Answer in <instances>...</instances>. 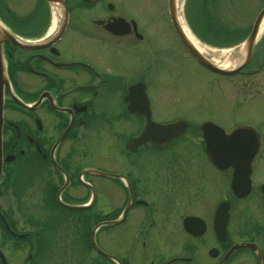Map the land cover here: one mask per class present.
<instances>
[{"label":"flooded vegetation","instance_id":"flooded-vegetation-1","mask_svg":"<svg viewBox=\"0 0 264 264\" xmlns=\"http://www.w3.org/2000/svg\"><path fill=\"white\" fill-rule=\"evenodd\" d=\"M21 1L0 0V18L19 39L4 42L3 50L7 81L0 264H264V209L233 210L236 200L264 201V179L254 178L264 162V147L253 163L248 194L236 197L229 187L231 196L222 198L229 201V215L225 234L220 236L214 228L215 207L209 216L189 208L193 196L182 204V185L170 182L173 177L182 179V174L169 173V163L163 172L161 162H156L164 156L169 160V141L150 138L129 153L135 155L134 161L129 160L130 169L114 172L126 175L127 183L120 177L84 171L90 167L107 171L91 162L93 152L97 155L93 160L125 165L126 140L139 134L146 122L145 116L128 110L125 95L131 84H144L151 119L169 122L155 118L151 94L157 86V41L165 40L169 31L167 0H143L141 17L125 0H63L64 9L57 18L47 0H32L31 5L27 0L28 9L19 13L16 7ZM235 1L241 7L231 4L227 11L239 15L251 10L243 0ZM258 1L255 16L264 5V0ZM246 16L245 24L244 18L236 17L219 22L248 27L255 16L252 21L251 15ZM53 17L55 27L58 24L56 38L40 42L37 49L25 47L49 35ZM105 48L111 50V62ZM262 55L264 35L253 46L244 70L253 69V62ZM262 133L263 129L258 131V139ZM109 146L117 148L112 152L117 160L111 163ZM206 163L231 174L229 168L222 171ZM110 179L122 192L112 196L118 200L111 203L104 191ZM178 210L184 213L177 216ZM184 216L199 217L190 231L183 227ZM174 234L181 238L172 245L169 236ZM238 243L246 244L226 256Z\"/></svg>","mask_w":264,"mask_h":264},{"label":"rangeland","instance_id":"rangeland-1","mask_svg":"<svg viewBox=\"0 0 264 264\" xmlns=\"http://www.w3.org/2000/svg\"><path fill=\"white\" fill-rule=\"evenodd\" d=\"M234 1L218 0V3L215 1L214 7L216 6L217 9H222L221 14L218 13L219 18L222 19L224 16L225 18L236 17L238 20L244 18L242 24H245L247 22L246 13L251 15L250 21H252L261 5V2H257V0H254L253 3L251 0H243L244 4L247 3V7L251 9L250 11H242L239 15L236 12H231V10L226 12L231 4L237 8L241 7L240 5L242 4L240 2ZM125 2L127 7H133L137 16H142L140 7L145 4L143 0H125ZM185 2L187 4V0ZM31 3L32 0L29 5ZM219 3L221 4L219 5ZM186 4L184 5L183 0L179 7L181 14H184V16L187 14ZM28 7L27 0H23L16 7V10L19 13H23ZM231 27L244 28L238 25ZM157 45L159 49L156 55L159 65L155 73L157 74V86L151 90L154 98L153 110L156 114L155 118L159 120L165 118L173 119L174 114L185 115L189 119L197 118L196 120H198V118H204V120L219 122L228 129L234 128L238 124H244L264 130V67L257 75L249 78L216 75L198 65L184 51L180 42L172 32L170 24L169 31H167V38L165 40H158ZM105 55L108 57V62H111V50L109 48H105ZM110 71L114 72L115 70ZM125 130V135H128L130 130L127 124ZM116 138L119 140L117 141L118 143L123 142L122 139ZM200 140L199 134L195 132V128L191 127L190 131L183 138H180L176 145H169V160H166L167 157L164 156V159L158 158L159 161L156 162H161L159 163V167L163 172L164 168H166L165 165L169 163V173L182 174V179L180 177L170 179L173 186L179 187V185H182L180 189L181 203H188V196H193L191 199L193 202L189 203V208L195 211H202L205 214L209 213L210 216L216 201L231 196L229 190L230 170L218 172L208 166L204 157L201 155L202 152L199 150ZM116 150V147L113 149L110 147V150H108V152H111L109 154V163H111L110 161L117 160L116 156L112 154ZM96 156L93 152L91 162L105 167L107 171L103 172L113 171L112 173L127 171V169H130L128 164L129 160L134 161L135 159V155H125V165L119 161H117L119 164L114 163L108 165L101 159L93 160ZM86 169L92 170V167ZM88 170L84 171L90 174H98ZM254 178L255 180L257 178L264 179V162H261L257 167ZM108 181L110 185H108V189L104 188V191H107L111 196L109 199L110 203L111 201L116 202L115 200L118 199L112 196L122 194V192L119 188L115 187L116 183L112 179ZM184 181H188V183ZM212 204L214 205L211 206ZM246 208L253 211L264 209V201L258 202L257 199L252 197L236 200L233 210L238 211ZM177 213L175 214L179 216L184 211L178 210ZM175 229L177 228L175 227ZM180 238V234L169 236V241H172L169 244H176ZM209 244L212 243L210 242Z\"/></svg>","mask_w":264,"mask_h":264},{"label":"water","instance_id":"water-1","mask_svg":"<svg viewBox=\"0 0 264 264\" xmlns=\"http://www.w3.org/2000/svg\"><path fill=\"white\" fill-rule=\"evenodd\" d=\"M51 4H61L64 7L63 0H48ZM169 5V16L173 28L186 47V49L204 66L212 69L213 71L220 72L222 74H231L237 70L231 68L225 69L220 68L216 63L212 62L205 54L201 53L189 35L185 32L182 22L180 20V12L177 6V0H168ZM264 17V6L261 8L257 14L250 33L248 34L246 40L242 44L241 49V62L236 66L238 69L244 65L251 54L253 44L256 40L257 33L259 31L262 19ZM5 40H12L11 34L3 28L0 23V146H1V125H2V105H3V85L6 81L5 70L3 66V42ZM14 40V39H13ZM240 53L233 52L231 57H238ZM142 87V86H141ZM128 102V109L132 112H139L147 116V122H149L143 132L133 138H130L126 146L129 149H134L140 143L146 141L150 134H157V139L160 141H165L167 139L175 138L179 136L187 127V122L184 120H177L174 122H169L167 124H159L150 121V112L148 108L147 99H144V87L140 88L137 84H132L129 86L128 92L125 96ZM141 104H140V103ZM204 132V138L206 140V151L209 159L220 168H224L228 165L236 167L234 172V177L232 179V187L238 195H243L249 189V179L247 178L249 168V163L252 159L253 154L257 149L256 137L251 135L249 129L245 126H239L232 130L231 132H225L221 126L213 122H203L201 124ZM0 169H1V159H0ZM93 173H98L106 175L109 177L118 176L113 173L97 171L92 168ZM245 172V173H244ZM264 190V184H263ZM227 203L223 202L219 205L215 216V226L218 229L223 230L227 219ZM232 250V249H231Z\"/></svg>","mask_w":264,"mask_h":264},{"label":"trees","instance_id":"trees-1","mask_svg":"<svg viewBox=\"0 0 264 264\" xmlns=\"http://www.w3.org/2000/svg\"><path fill=\"white\" fill-rule=\"evenodd\" d=\"M193 12L191 15L197 19L199 31L209 36V43L213 45L232 44L243 37L245 33L241 28L221 25L217 19L216 9L211 5V0H202V3L192 2ZM213 37V38H212ZM202 39H207L205 36ZM207 39V40H208ZM214 39H216L214 41Z\"/></svg>","mask_w":264,"mask_h":264},{"label":"bare ground","instance_id":"bare-ground-1","mask_svg":"<svg viewBox=\"0 0 264 264\" xmlns=\"http://www.w3.org/2000/svg\"><path fill=\"white\" fill-rule=\"evenodd\" d=\"M183 0H177V5L180 7V3H182ZM53 12H55L56 15H58L61 11L58 7L54 6L53 7ZM180 12V10H179ZM182 19V17H180V20ZM182 22V21H181ZM53 24H55V19L53 20ZM183 28L185 30V32L189 35V37L191 38V40L193 41V43L196 45L197 49L207 55L208 57H210V60L219 64V66L222 67H233L236 66V64H238L241 59V50H239V56L236 57L235 59H230L226 53L224 52H228V50H224L221 53L220 56H222V59H220V57L217 55V52L215 49H210L209 47H206L205 45H203L202 43H200L194 36L193 34H191V32L189 31L188 27L182 22ZM264 27V18L263 21L261 23L260 29L259 31Z\"/></svg>","mask_w":264,"mask_h":264}]
</instances>
